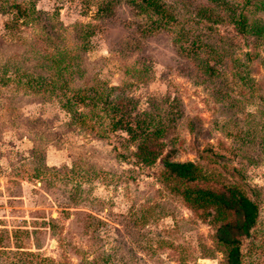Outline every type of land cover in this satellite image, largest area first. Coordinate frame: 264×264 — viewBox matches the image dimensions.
<instances>
[{
  "label": "rangeland",
  "instance_id": "374dc122",
  "mask_svg": "<svg viewBox=\"0 0 264 264\" xmlns=\"http://www.w3.org/2000/svg\"><path fill=\"white\" fill-rule=\"evenodd\" d=\"M96 1L0 0V264L17 255L24 264H221L212 209L194 210L168 188L162 155L134 163L136 139L111 127L148 111L168 112L172 158L194 160L203 184L236 185L256 202L241 264H264V29L240 32L230 17L264 24L259 0H165L174 19L153 30L137 26L127 0L105 15L94 14ZM14 2L34 4L31 22ZM57 47L71 53L65 91L89 87L119 112L82 122L60 89L25 84L24 75L49 77Z\"/></svg>",
  "mask_w": 264,
  "mask_h": 264
},
{
  "label": "trees",
  "instance_id": "16d2710c",
  "mask_svg": "<svg viewBox=\"0 0 264 264\" xmlns=\"http://www.w3.org/2000/svg\"><path fill=\"white\" fill-rule=\"evenodd\" d=\"M113 2L114 0H97L94 14L105 15L110 13ZM127 2L131 13L140 18L138 27L153 30L154 28H161L174 19L173 10L165 0H127ZM33 5L31 6L32 9ZM254 5L255 8L264 9V0H259L258 3L254 2ZM11 6L15 8L16 14L22 17L24 22H31L32 19L29 17L31 7L23 6L19 2H14ZM204 9L207 8H199L198 12ZM210 14L211 11H208L205 16L210 18ZM231 16L232 22L236 24L237 30L240 32L259 35L264 29L260 17H250L247 20V15H244L241 11L237 14L233 12ZM93 26V23H86L82 24L80 29L86 35L89 34V30H92ZM46 43L48 44V41ZM82 44H84V41ZM186 50V54L191 55H197L198 52L196 48H186ZM56 51L59 56V63L50 64L49 77H41V75L36 77L34 74L24 75V82L27 86L31 87L32 90L40 87L60 89L63 95L60 99L61 106L73 118L82 119V122H86V115L95 110L103 112V116L105 114L110 117L113 113L120 111L118 102L108 106V97L106 95L101 97L98 93L91 92L89 87H77L71 93L66 92L63 87H67V79L65 78H68L71 72L68 65L71 53L64 47H57ZM210 68L209 63H205L202 65V72L207 71L209 74L211 72ZM80 108L84 109L79 110ZM167 113L161 112L159 117L153 119V114L149 111L143 112L141 119L136 120L134 125H131L127 119L123 120L122 117H115L114 121H111V127L122 129L127 134L125 140L136 139L134 148L131 151L134 156V163L145 165L162 155L160 157L162 179L166 182L174 180V183L169 185L168 188L179 194L183 201L194 210L201 209L209 213L208 208L212 209V216L217 222L212 235L215 243L221 249V264H241V237L248 235L255 223L258 206L251 197L244 194L236 185L225 184L221 188H216L203 184L204 175L200 170V166L194 160L171 157L173 147L165 150L166 141L162 139V136L169 131L165 123ZM93 122L94 119L91 123L94 127L102 126V122L97 121L98 125ZM15 257L17 264H24L19 260L21 256L17 255ZM40 260H45V258ZM10 263L15 264L13 260H10Z\"/></svg>",
  "mask_w": 264,
  "mask_h": 264
}]
</instances>
